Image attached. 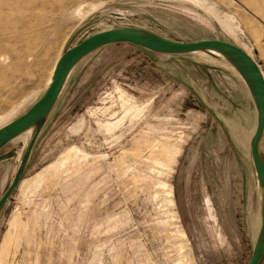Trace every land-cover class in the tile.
<instances>
[{
    "label": "rangeland",
    "instance_id": "1",
    "mask_svg": "<svg viewBox=\"0 0 264 264\" xmlns=\"http://www.w3.org/2000/svg\"><path fill=\"white\" fill-rule=\"evenodd\" d=\"M118 27L235 44L264 74V0H0V128L62 54ZM195 55L116 44L78 63L0 211L2 264H249L257 110L238 73ZM29 141L0 151V199Z\"/></svg>",
    "mask_w": 264,
    "mask_h": 264
},
{
    "label": "water",
    "instance_id": "2",
    "mask_svg": "<svg viewBox=\"0 0 264 264\" xmlns=\"http://www.w3.org/2000/svg\"><path fill=\"white\" fill-rule=\"evenodd\" d=\"M116 44L134 45L169 56L215 52L224 56L238 71L251 94L258 115L257 128L250 143V159L262 190L261 228L249 264H259L264 257V155L260 154V144L264 142V76L257 62L248 53L239 46L224 41L205 40L184 43L170 40L143 28L118 27L96 33L62 54L55 66L52 81L42 97L22 116L0 128V151L27 130L32 127L37 128L23 153L13 181L0 199V211L19 187L39 130L55 108L74 68L88 55Z\"/></svg>",
    "mask_w": 264,
    "mask_h": 264
},
{
    "label": "bare ground",
    "instance_id": "3",
    "mask_svg": "<svg viewBox=\"0 0 264 264\" xmlns=\"http://www.w3.org/2000/svg\"><path fill=\"white\" fill-rule=\"evenodd\" d=\"M91 12L92 11H88V10H86V9H83V10H81V11H78L77 13H78V15L80 14H84V16L85 17H87L89 14H91ZM79 15V16H80ZM84 17V18H85ZM197 56H199L200 58H202V59H205V61L209 58V57H211V58H209V59H212V57H214V58H216L215 60H220L221 62H223L226 66H228V67H230L232 70H234L236 73H238V71L236 70V68L224 57V56H222V55H220V54H218V53H215V52H199V53H195ZM195 55V56H196ZM196 56V57H197ZM61 57V56H60ZM60 57L56 60V63H54V67H53V69L51 70V73H50V76L48 77V81H47V84H46V89L48 88V86L50 85V83H51V81H52V76H53V72H54V69H55V66H56V64H57V62H58V60L60 59ZM213 62H215L214 60H213ZM217 62V61H216ZM212 63V62H211ZM218 63V62H217ZM222 64V63H221ZM259 66V65H258ZM262 71V70H261ZM239 74V73H238ZM262 74H263V72H262ZM263 76H264V74H263ZM242 80V79H241ZM122 100V99H121ZM123 102H126V100L125 101H123ZM129 112V111H128ZM123 121V120H122ZM115 123V122H114ZM106 126V125H105ZM36 127H32L31 129H29V130H27L25 133H23V134H25V136H27V137H29V138H31L34 134H35V132H36ZM28 139V138H27ZM76 150V149H75ZM80 151V150H79ZM82 153V152H81ZM260 154L263 156L264 155V142L262 141V143L260 144ZM76 155V154H75ZM84 156H86L85 154H84ZM72 158V157H71ZM70 159V158H69ZM63 162V161H62ZM60 166V165H59ZM56 169V168H55ZM57 170V169H56ZM48 174V173H47ZM260 194H261V199L260 200H262V190L260 189ZM261 202V201H260ZM181 234V233H180ZM184 237H185V234L183 233L182 234ZM257 240V239H256ZM5 253V252H4ZM2 255V254H1ZM3 262V261H2ZM0 264H2L1 262H0Z\"/></svg>",
    "mask_w": 264,
    "mask_h": 264
},
{
    "label": "built area",
    "instance_id": "4",
    "mask_svg": "<svg viewBox=\"0 0 264 264\" xmlns=\"http://www.w3.org/2000/svg\"><path fill=\"white\" fill-rule=\"evenodd\" d=\"M261 67V66H260ZM263 70V69H262Z\"/></svg>",
    "mask_w": 264,
    "mask_h": 264
}]
</instances>
